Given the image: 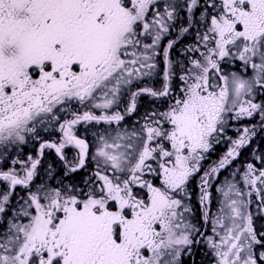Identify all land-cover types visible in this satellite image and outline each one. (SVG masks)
<instances>
[{"label": "snow or ice", "instance_id": "snow-or-ice-1", "mask_svg": "<svg viewBox=\"0 0 264 264\" xmlns=\"http://www.w3.org/2000/svg\"><path fill=\"white\" fill-rule=\"evenodd\" d=\"M158 5L0 0V146L24 144L29 135L39 139L38 129L54 123L63 134L58 143L41 142L37 158L14 160L20 170L0 171V264H183L204 236L190 218V182L224 139L229 120L258 114L264 128V102H254L264 92V0H165L163 11ZM182 11L186 19L159 51ZM190 33L195 39L185 45L184 60L172 59L171 51ZM161 54V87L131 91L134 81L157 73ZM229 60L242 62L251 75L225 73L221 65ZM126 88L125 114L136 111L143 95L166 99L167 106L146 113L139 129L100 135L91 156L95 168L83 187L61 180L32 191L45 148L65 162V175L87 167L89 143L74 128L123 121L124 114L108 111ZM72 102L91 104L101 114L74 111ZM59 113L71 118L61 122ZM254 128L229 137L228 150L200 176L205 221L211 179L249 144ZM69 145L78 149L73 161L64 155ZM243 179L264 205V187H257L264 186V168L248 164ZM17 186L28 190L18 207L10 202ZM218 191L224 200L211 219L214 235L206 237L216 264H264V233L253 227L245 199L252 193L235 183Z\"/></svg>", "mask_w": 264, "mask_h": 264}, {"label": "flooded vegetation", "instance_id": "flooded-vegetation-1", "mask_svg": "<svg viewBox=\"0 0 264 264\" xmlns=\"http://www.w3.org/2000/svg\"><path fill=\"white\" fill-rule=\"evenodd\" d=\"M184 15L186 19V11H184ZM180 20L181 19H178L175 22V25L178 26V28H180L181 26ZM178 31L179 30H177V32ZM177 32L174 31L173 34L171 33V37L167 36L166 46L168 40L174 39ZM172 52H177V44L175 48L172 50ZM240 64H242V62L239 61L233 62L229 60L228 62L223 63L221 66H222V70L225 73L237 72L243 76L247 75L249 72L251 73L250 68L248 69L247 72H245L244 69L242 68V65ZM163 67H164L163 64L158 66L157 73L154 74L151 79L139 82V85L132 87L131 91H136L137 88H142L144 86H149L159 89L162 83L161 77H162ZM165 101L167 100L166 99L157 100L147 95L140 96L137 100L136 111L141 112L145 107H151L152 105H159V104L162 105ZM254 102L255 103L264 102V92H258L254 98ZM70 107L74 111L78 110V106L75 104H71ZM121 114H124L125 117L123 121H120L119 123L112 122L111 124L100 122L99 124H97L98 130H100L101 132L103 131L105 134L107 133V131L112 132L116 127H118L123 123L131 125L132 126L131 128L134 127L136 129L140 128L138 117L134 118V113L125 114V112L124 113L121 112ZM232 115H234V113ZM60 117H61V122H63L64 119L71 118L70 115H65L64 113H60ZM260 121H261V117L258 114H254L253 117H241L239 119L229 120V124L225 131L224 139L222 140L221 143L214 144L213 150H210V152L208 153V158L202 162V168L199 176H195L193 180L190 182L189 191L191 192V198L188 201V203H190L192 207V214L190 218L192 220V223H194L200 229V231L204 233V236L197 237L199 242L193 245V252L191 255L186 254V257L184 256V264H216L217 258L214 255V251L208 246L206 242V237L214 235L209 231V225L211 224V219L219 214V210L222 207V201L220 200V198L223 196V194L221 191H218V189L223 187L226 190V185L228 183H235L236 186L240 189L242 185L243 192L252 193L250 196L248 195L245 196L246 200L251 201V203L248 206V211L252 214L253 217V227L257 230L258 233H264V205H261V196L257 194L255 191H253L251 189V186L246 185L243 179L244 173L247 171L248 164H253L254 167L257 169L264 168V159H262L264 158V128L261 127ZM83 124L84 123L78 124L74 128V132L80 138L86 139L90 144L92 140H94L93 138L94 135L83 132L80 129V127L82 128ZM91 125L95 126L94 124ZM254 126H255L254 128L255 135H252L250 137L249 144L241 148L239 151V155L236 156L231 161V163L225 167V169H221L220 172L211 179L210 181L211 187L209 189V191L211 192V203L209 205L210 219L208 221H205L203 218V206L198 201V196L200 194L199 186H198L200 176L203 175V171L207 169L210 164H213L216 161H218L228 150V147L230 145V141L228 140L229 137L231 139H236L238 137V134L242 132L243 128L245 127L253 128ZM62 135L63 134L59 131V126L57 124L53 134L45 138L43 141L40 140L39 145L41 142H45V141L58 143ZM39 145H38L37 156L34 153L31 157L33 158L38 157ZM53 151H55V149L45 148L43 151V155L39 156L40 164L37 166L36 176L43 173L42 169L45 167L46 165L45 163L54 164L56 162V160L44 159L45 154L48 155V152H53ZM77 153H78V149L75 146L69 145L66 146L64 149V155L67 158V160H69V156L72 155L73 157H75ZM26 161H28V158ZM2 168L5 169V167ZM233 173H235V175H233ZM63 179L67 180V178H64L63 175L61 174L57 176L58 183ZM72 181L76 182L77 180L76 178H73V180L68 179L66 184H71ZM34 183L35 182L33 181L31 185ZM257 187H264V186H261L258 183ZM21 191L25 193L27 189H25L23 186H17L15 188L13 194L16 193L17 194L10 198V202L13 205H15V202L21 201L20 199ZM233 198L235 197L233 196ZM217 233H219L220 235L223 234L219 226H217ZM216 238L218 239L219 237L217 236Z\"/></svg>", "mask_w": 264, "mask_h": 264}, {"label": "rangeland", "instance_id": "rangeland-1", "mask_svg": "<svg viewBox=\"0 0 264 264\" xmlns=\"http://www.w3.org/2000/svg\"><path fill=\"white\" fill-rule=\"evenodd\" d=\"M165 3V0H159V9L161 11H163V4ZM194 33H190V35L187 36V42L185 43V45H188L190 43H193L194 42ZM165 38H163L160 42V47H159V51L162 52V49H163V46H164V42H165ZM146 42H150L149 41H146ZM182 55V57H181ZM179 57H178V54H171V57L172 59L174 60H181L183 61L184 60V54L182 52ZM156 61L158 63V66L162 65L163 64V56L162 54L161 55H158L156 57ZM225 63V62H222V64ZM242 65V64H240ZM243 68V67H242ZM251 70V69H250ZM251 75V73L249 72L247 75H245V77ZM144 80H148V79H143V80H140V81H134L133 82V85L130 86V90L132 89V87L134 86H137L139 85V82L141 81H144ZM178 84H179V81L178 80H175L173 82V88H174V91H178ZM129 95H130V92L129 90L126 88L123 90V93L122 95L119 97V100H118V103L115 104L109 111H108V114H112L114 112H125V109L128 105V102H129ZM94 103V102H93ZM167 103L168 101H165L162 105L159 104V105H152L151 107H145L141 112H134V118L138 117V122H139V125L141 126L143 123H144V116L146 113H150L153 111V109H158L160 111H163L164 108L167 106ZM72 104H75L77 106H80L79 108V111L83 112V111H94L97 115L101 114V111L102 110H99V109H94V108H91V104H89L88 106H81L79 105L77 102H72ZM78 111V110H76ZM60 115V113H59ZM91 124H94L95 126L91 125ZM57 124H53L51 126H48L47 129L45 130L44 128H40L38 129V133H44L45 134L42 137V139L44 140L45 138H47L49 135V133L53 132L56 128ZM132 126L129 125V124H126V123H123L121 125H119L118 127H116L114 130L116 129H119V130H125L127 129L128 131H131L133 128H131ZM80 129L83 131V132H86V133H89L91 135H94V140H92V142L89 144V158H88V163H87V167L84 168V169H80L78 170L77 172L75 173H71L69 172L67 175H65L67 169L65 167V163L60 159V156L55 152H48V155L45 154V158L44 159H50V160H56V162L54 164L52 163H45V167L42 169L43 173L37 175L35 178H34V184H32L30 186L31 190L34 191L36 186L37 185H40V184H47L48 186L50 187H57L58 186V181H57V176H59L60 174L63 175L64 178H67L68 179H72L73 178H76V182H71V184H76L77 186L79 187H83V181L89 176V174L94 170L95 168V163L91 160V156L95 154L96 152V149L97 147L101 146L100 145V141H99V136L100 135H103L104 132L98 130V125L97 123L95 122H88V123H84L82 125V128L80 127ZM114 130L112 131L113 135H114ZM108 132V131H107ZM40 138V136H39ZM40 139H35V137L33 136H30V138H26V143L24 144H20L18 145H9L7 146V148L5 149L3 146H0V171H4V170H8L10 168H15L16 170H20L21 168V164L20 163H16V164H13V161H20V162H25L27 160V158H29V156H32L34 153L35 155L37 156V151H38V146H37V142L39 141ZM16 146V147H15ZM16 149H18L19 151H23L25 150L23 153H18L16 151ZM74 157L71 155L69 156V160L68 161H73ZM2 167H5V169H3ZM200 174V173H199ZM199 174L197 176H199ZM67 180L63 179V182L66 184ZM4 187V185H0V188ZM241 190H242V185H241ZM17 194V193H16ZM16 194H13L12 196L16 195ZM21 197H27L28 195V190L24 193L21 191ZM221 201L224 200V197L222 196L220 198ZM19 203H22V200L19 201V202H15V205L14 206H17L19 205ZM213 225L212 223L209 225V231L212 233L211 229H212ZM213 234V233H212ZM186 257V254L184 255ZM184 256L182 257V261H183V264H184Z\"/></svg>", "mask_w": 264, "mask_h": 264}, {"label": "bare ground", "instance_id": "bare-ground-1", "mask_svg": "<svg viewBox=\"0 0 264 264\" xmlns=\"http://www.w3.org/2000/svg\"><path fill=\"white\" fill-rule=\"evenodd\" d=\"M171 37V35H170ZM187 42V39H182V41L177 43V52H175V54H178V57L182 54V52L184 51V47H185V43ZM182 57V55H181Z\"/></svg>", "mask_w": 264, "mask_h": 264}, {"label": "trees", "instance_id": "trees-1", "mask_svg": "<svg viewBox=\"0 0 264 264\" xmlns=\"http://www.w3.org/2000/svg\"><path fill=\"white\" fill-rule=\"evenodd\" d=\"M16 151H17L18 153H23V152H24V150H23V151H19L18 149H16Z\"/></svg>", "mask_w": 264, "mask_h": 264}]
</instances>
